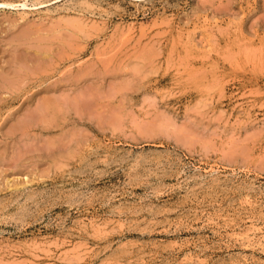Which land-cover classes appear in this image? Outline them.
<instances>
[{
  "label": "rangeland",
  "instance_id": "obj_1",
  "mask_svg": "<svg viewBox=\"0 0 264 264\" xmlns=\"http://www.w3.org/2000/svg\"><path fill=\"white\" fill-rule=\"evenodd\" d=\"M0 3V264H264V0Z\"/></svg>",
  "mask_w": 264,
  "mask_h": 264
},
{
  "label": "bare ground",
  "instance_id": "obj_2",
  "mask_svg": "<svg viewBox=\"0 0 264 264\" xmlns=\"http://www.w3.org/2000/svg\"><path fill=\"white\" fill-rule=\"evenodd\" d=\"M4 4H6V3H3V5ZM0 5H1V3H0ZM7 5V4H6ZM24 6H25V4H24ZM46 56V55H45ZM21 61V60H20ZM14 64H16V63H14ZM19 64V63H18ZM17 66H20V64L19 65H17ZM19 68V67H18ZM17 71H15V73H16ZM2 73V72H1ZM1 73H0V75H1ZM10 73V72H9ZM3 75H4V73H2ZM19 77H21V74H22V76L23 77H26V78H28V77H31L30 75H29V73H26V71H23V72H19V73H16ZM24 79V78H23ZM7 80H9V79H3V78H1L0 77V91H5L6 89L7 90H9V89H11V90H13V86L12 87H10V85H8V84H11V82H9L8 81V83H7ZM11 81V80H10ZM13 81H15V80H13ZM33 81V80H32ZM28 82V81H27ZM19 83H20V81H19ZM14 86H15V84H14ZM15 89H16V87H15ZM7 98V97H6ZM45 101H49V98H45Z\"/></svg>",
  "mask_w": 264,
  "mask_h": 264
}]
</instances>
